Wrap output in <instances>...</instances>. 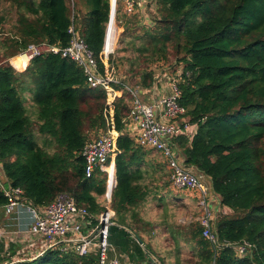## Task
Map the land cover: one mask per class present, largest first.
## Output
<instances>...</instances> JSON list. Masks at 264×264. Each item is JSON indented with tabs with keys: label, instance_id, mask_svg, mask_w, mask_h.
Masks as SVG:
<instances>
[{
	"label": "trees",
	"instance_id": "obj_1",
	"mask_svg": "<svg viewBox=\"0 0 264 264\" xmlns=\"http://www.w3.org/2000/svg\"><path fill=\"white\" fill-rule=\"evenodd\" d=\"M0 1L16 12L12 35L0 38V163L5 177L37 207L48 206L63 193L77 207L99 214L108 203L106 173L96 168L85 177L81 152L90 131L107 130L104 89L89 88L82 70L59 54L34 58L22 73L8 59L30 44L66 47L73 24L102 70L98 58L111 0ZM159 5V18L157 14L151 20L154 27L141 35H135L136 15H118L117 10L123 27L117 53L122 55L114 61L116 70L123 60L127 69L125 78L116 75L121 84L113 85L121 96L114 101L117 184L109 206L117 222H124L127 208L145 200L142 187L152 185L145 178L151 152L167 167L160 154L139 146L124 129L132 101L126 87L150 88L155 75L147 71L149 63L168 60L172 49L189 72L180 103L196 127L190 141L179 136L175 143L184 163L210 179L220 205L232 212L217 216L219 240L250 246L242 257L232 248L216 251L196 224L192 242L198 263L264 264V0H159ZM114 31L111 25L106 47L114 44ZM29 102L35 112L28 111ZM4 203L0 190V206ZM39 251L36 258L14 264H98L94 253L80 257L59 248Z\"/></svg>",
	"mask_w": 264,
	"mask_h": 264
},
{
	"label": "built area",
	"instance_id": "obj_2",
	"mask_svg": "<svg viewBox=\"0 0 264 264\" xmlns=\"http://www.w3.org/2000/svg\"><path fill=\"white\" fill-rule=\"evenodd\" d=\"M117 3L121 14L126 17L136 15L143 25L151 22L160 8L159 0H115L114 14ZM111 23L118 30L115 15ZM111 23L109 17L102 51L98 58L103 65L102 70L94 54L79 38L73 24L67 30L70 42L66 47L51 45L47 42L30 44L16 56L8 59L12 67L17 59L20 60L18 68H13L16 72L22 73L34 58L59 54L82 70L85 83L89 88L104 89L106 100L103 114L107 130L98 137L88 140L83 146L81 155L84 159L85 177H90L96 168L106 173L108 203L105 210L93 215L77 207L73 198L63 193L58 194L48 206L37 207L24 197L21 188L8 183L0 163V190L5 198V203L2 205L3 213L5 216L17 214L18 218L20 213H26L29 217L25 225L17 221V233L26 234L29 238H39L44 250L59 248L61 251L72 252L80 257L94 253L97 255L98 264H122L115 256L109 257V252L113 251L109 243V228L113 226L115 215L109 206V201L117 184L113 160L117 154L116 142L119 136L114 128L113 114L114 101L121 96V92H117L113 86L121 83L109 62V57L114 54L115 48H112V44L109 45L110 48L106 47ZM117 38L118 34L113 41L114 44L117 43ZM167 77V92L150 102L140 98L139 89L126 87L132 95V101L129 114L125 119L124 131L142 148L153 150L162 156L169 170L170 185L173 190L194 195L200 207L196 222L201 227L202 238L208 241L216 251L232 248L236 256L242 257L250 246L245 242L233 244L219 240L214 227L216 215L213 205L220 204V199L216 200L218 196L202 181V175L194 173V168L184 163L181 151L175 143L179 136H187L191 127L187 110L180 103L181 85L189 77V72L184 71L183 64L176 62L173 75L169 74ZM112 165L113 169H111ZM20 209L22 212H18ZM4 234V230L0 229V239Z\"/></svg>",
	"mask_w": 264,
	"mask_h": 264
},
{
	"label": "crops",
	"instance_id": "obj_3",
	"mask_svg": "<svg viewBox=\"0 0 264 264\" xmlns=\"http://www.w3.org/2000/svg\"><path fill=\"white\" fill-rule=\"evenodd\" d=\"M167 73L165 69L158 72L151 88L138 90L143 101L150 102L167 92ZM190 126L188 135L184 136L189 141L196 131L195 126ZM114 161L115 158V165ZM147 164L146 183L152 182V185L142 187L141 190L147 193L145 200L127 208L126 215L121 216L124 222H117L114 215L113 243L109 242L113 251L109 252V257L115 256L122 264H199L198 248L192 242L196 225L190 222L199 214L196 198L188 192L171 189L165 175L168 168L162 160H147ZM202 179L211 188L210 179L205 176ZM216 200L219 201V197ZM213 209L215 221L219 213H232L229 208L216 203ZM20 214L19 218L17 214L5 216L0 206V229L5 232L0 239V259H3L0 264L32 260L40 254L43 243L39 238L17 233V221L22 225L29 221L26 213ZM134 235L139 237L143 246L137 243Z\"/></svg>",
	"mask_w": 264,
	"mask_h": 264
},
{
	"label": "rangeland",
	"instance_id": "obj_4",
	"mask_svg": "<svg viewBox=\"0 0 264 264\" xmlns=\"http://www.w3.org/2000/svg\"><path fill=\"white\" fill-rule=\"evenodd\" d=\"M115 1V0H114ZM119 4L117 3V6H116V13L114 14L115 15V19H116V16H117V10L119 9ZM71 8H73L72 5H70ZM73 16H76L77 13H73L72 14ZM118 15H121V12L118 13ZM159 14H158V18H159ZM0 18L3 19L2 22H0V38H6V36H11L12 35V32H13V26L15 24V21H16V12L14 9H11L8 4L6 2H2L0 1ZM157 18V19H158ZM139 21V20H138ZM137 21V24L135 25V28H134V31H135V35H141L142 31L145 30V29H148V28H151V27H154V23L152 22H147L146 25H143L142 23H140V21L138 22ZM116 23H117V27H118V38H117V43H116V48H115V51H114V54L112 55V61L114 63V69L116 70V64L114 60H116V57L117 55H122V53H117V50L119 49V41H120V38H122L123 34V27L119 26V22H117L116 20ZM140 23V24H139ZM122 34V35H121ZM124 40L131 43V39H129L128 37H124ZM132 52V48L129 47V54ZM181 56H177L175 51H173L172 49L170 50L169 52V55H168V60H159V61H155V62H150L148 67H147V71H152L153 75L157 74L158 72H162V70H166L169 72L166 74L167 76L170 74V75H173V69H174V64L177 62V63H181V62H178L177 60H179ZM182 64V63H181ZM126 69H127V66H126V63L125 61L123 60L122 63H118V66H117V70H116V75L120 78V77H123L125 78V74H126ZM166 76V77H167ZM33 106H34V103H33ZM27 109L28 111L30 112H35V108L32 107L31 105V102L27 103ZM33 119H35V116H32ZM103 131L99 132H93V131H90V133L88 134V139H91V138H96L98 137ZM37 137L38 138H41L38 134H37ZM148 159H152L154 161H159L161 160L160 156L157 155V154H154L153 152H151V155L149 156ZM193 172L197 174V172L193 169ZM202 181L204 182V180L202 179ZM194 196V195H193ZM157 204H159L157 202ZM199 215V214H198ZM198 217V216H197ZM196 217V218H197ZM196 218L193 220V219H190V222L192 224H197L196 222ZM197 226V225H196ZM3 260L2 258L0 259V261Z\"/></svg>",
	"mask_w": 264,
	"mask_h": 264
},
{
	"label": "water",
	"instance_id": "obj_5",
	"mask_svg": "<svg viewBox=\"0 0 264 264\" xmlns=\"http://www.w3.org/2000/svg\"><path fill=\"white\" fill-rule=\"evenodd\" d=\"M113 16H114V0H112V6H110V14H109V17H110V23L112 22L113 20ZM18 60V59H17ZM19 66V63L16 65L15 63H13V67L14 68H18ZM134 239L137 241V243L141 246H143V243L142 241L139 239V237H137L136 235H134Z\"/></svg>",
	"mask_w": 264,
	"mask_h": 264
},
{
	"label": "bare ground",
	"instance_id": "obj_6",
	"mask_svg": "<svg viewBox=\"0 0 264 264\" xmlns=\"http://www.w3.org/2000/svg\"><path fill=\"white\" fill-rule=\"evenodd\" d=\"M111 25H114L113 23H111ZM114 33L117 35L119 32L117 30V33L116 31H114ZM116 37V36H115ZM110 48V47H107V49ZM112 48H116V43L112 45ZM20 62V60H16L14 63L17 65L18 63Z\"/></svg>",
	"mask_w": 264,
	"mask_h": 264
}]
</instances>
